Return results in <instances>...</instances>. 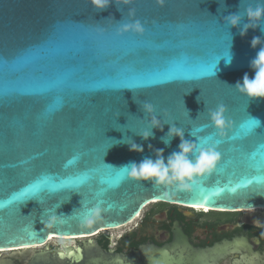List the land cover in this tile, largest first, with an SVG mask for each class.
I'll return each mask as SVG.
<instances>
[{
	"label": "water",
	"instance_id": "95a60500",
	"mask_svg": "<svg viewBox=\"0 0 264 264\" xmlns=\"http://www.w3.org/2000/svg\"><path fill=\"white\" fill-rule=\"evenodd\" d=\"M157 202L264 208V0H0V264H181L96 238Z\"/></svg>",
	"mask_w": 264,
	"mask_h": 264
},
{
	"label": "flooded vegetation",
	"instance_id": "af4514ba",
	"mask_svg": "<svg viewBox=\"0 0 264 264\" xmlns=\"http://www.w3.org/2000/svg\"><path fill=\"white\" fill-rule=\"evenodd\" d=\"M137 218L121 233L97 235L99 244L129 254L145 245H169L181 234L197 251L183 254L181 264H264V208L206 211L157 202Z\"/></svg>",
	"mask_w": 264,
	"mask_h": 264
},
{
	"label": "rangeland",
	"instance_id": "374dc122",
	"mask_svg": "<svg viewBox=\"0 0 264 264\" xmlns=\"http://www.w3.org/2000/svg\"><path fill=\"white\" fill-rule=\"evenodd\" d=\"M150 205H148L145 209H147L148 207H149ZM144 209V210H145ZM143 210V211H144ZM142 211V212H143ZM141 212V213H142ZM137 217H139V215L137 216ZM136 217V219L135 220H133V221H137V218ZM133 221L132 222H130L129 224H126V225H124V226H122V227H120V228H118V229H111V230H108V232H110L111 234H113V235H115V234H118V233H121L124 229H127V227H129L130 225H131V223H133ZM78 240L79 239H74V238H52L51 239V241H53L54 242V244L55 245H57V246H60L61 244H63V243H65L66 245H76V243L78 242ZM36 248H41V247H36ZM1 253H9L8 251H6V252H0V254Z\"/></svg>",
	"mask_w": 264,
	"mask_h": 264
},
{
	"label": "bare ground",
	"instance_id": "6f19581e",
	"mask_svg": "<svg viewBox=\"0 0 264 264\" xmlns=\"http://www.w3.org/2000/svg\"><path fill=\"white\" fill-rule=\"evenodd\" d=\"M155 201V200H154ZM190 207H194V208H201V207H198V206H190ZM204 209H207V208H204ZM208 210V209H207ZM118 228H120V227H117V228H114V229H118ZM49 241H51V239L52 238H74L75 239V237H58V236H56V235H49ZM64 245H66L65 243H64Z\"/></svg>",
	"mask_w": 264,
	"mask_h": 264
},
{
	"label": "trees",
	"instance_id": "16d2710c",
	"mask_svg": "<svg viewBox=\"0 0 264 264\" xmlns=\"http://www.w3.org/2000/svg\"><path fill=\"white\" fill-rule=\"evenodd\" d=\"M106 241V240H105ZM100 245L103 247V248H107L106 246V243L105 242H102V244L100 243Z\"/></svg>",
	"mask_w": 264,
	"mask_h": 264
},
{
	"label": "built area",
	"instance_id": "2783aa9c",
	"mask_svg": "<svg viewBox=\"0 0 264 264\" xmlns=\"http://www.w3.org/2000/svg\"><path fill=\"white\" fill-rule=\"evenodd\" d=\"M206 211H208L207 209H205Z\"/></svg>",
	"mask_w": 264,
	"mask_h": 264
},
{
	"label": "clouds",
	"instance_id": "9594fccd",
	"mask_svg": "<svg viewBox=\"0 0 264 264\" xmlns=\"http://www.w3.org/2000/svg\"><path fill=\"white\" fill-rule=\"evenodd\" d=\"M201 209H204V208H201Z\"/></svg>",
	"mask_w": 264,
	"mask_h": 264
}]
</instances>
